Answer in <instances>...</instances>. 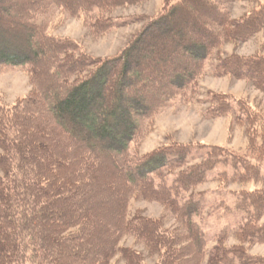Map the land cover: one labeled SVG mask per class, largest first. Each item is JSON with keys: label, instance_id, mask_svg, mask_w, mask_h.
Instances as JSON below:
<instances>
[{"label": "trees", "instance_id": "obj_1", "mask_svg": "<svg viewBox=\"0 0 264 264\" xmlns=\"http://www.w3.org/2000/svg\"><path fill=\"white\" fill-rule=\"evenodd\" d=\"M135 1L27 0L21 5L18 22L27 29L28 45L22 53H4L0 64L34 65L37 87L12 106L0 104V264H110L116 254L123 264H147L142 252L118 245L124 235L132 236L148 256L158 257L150 264H264V255L249 251L254 243H264V175L248 154L201 145L205 151L192 162L193 145L172 143L143 157H128L129 143L142 132L144 120L200 74L213 50L244 42L264 27V3L232 18L229 6L236 0H163L162 11L149 23L159 31L150 33L148 42L149 33L142 30L116 56L86 59L81 54L70 63L64 58L71 56L74 43L49 36L35 21L52 6L71 15L97 9L100 16L93 26L104 31L111 20L102 14ZM14 15L7 16L12 20ZM156 45H162L161 52ZM152 51L157 61L149 64L142 56ZM47 52L54 59L39 68ZM216 61V75L246 80L264 92V53L233 52ZM83 66L91 70L69 81ZM209 102L213 117L231 114L236 106L241 114L234 121L244 127L245 152L264 160V111L255 112L242 99L233 102L226 93L212 92ZM61 132L66 142L59 148ZM104 162L112 166L106 173ZM217 164L231 170L220 172L221 180L260 186L236 193L233 206L242 213L233 233L236 242L227 245L222 228L206 251L204 232L193 220L201 211L200 198L180 202L179 195L204 182ZM164 169L177 170L169 183L161 179ZM105 185L117 206L104 213L111 220L95 224L97 202L92 199ZM131 195L161 202L178 226L165 228L162 218L139 212L127 217ZM93 243L100 244L97 250Z\"/></svg>", "mask_w": 264, "mask_h": 264}, {"label": "rangeland", "instance_id": "obj_2", "mask_svg": "<svg viewBox=\"0 0 264 264\" xmlns=\"http://www.w3.org/2000/svg\"><path fill=\"white\" fill-rule=\"evenodd\" d=\"M26 2L27 0H0V58L5 56L4 53L7 55L8 53H22L28 45L27 29L18 22L20 12H22L21 5ZM261 3H264V0H236L229 6L230 16L232 18H240ZM162 9L163 0H137L133 3L116 6L109 12L102 14V16H107L111 20V26L104 31L93 26L94 21L100 16L97 9L81 11L78 14L71 15L59 7L52 6L46 12L36 15L35 21L44 26L45 33L49 36L74 43L72 45L75 46V49L73 48L74 50L71 53L69 52L71 56L64 58L65 62L70 63L71 59L81 54L86 59L90 57L102 59L116 56L142 30L149 33L145 36V39L151 37L152 32H157L159 29L149 25V23L158 16ZM8 14H15V19L10 20L9 16H7ZM263 44L264 27L244 42L237 45H233L230 42L223 43L213 50L210 56L202 62L199 70L200 74L191 80L185 88L175 91V94L166 103L164 102L165 104L158 106L157 110L144 120L145 125L142 132L129 143L128 157L131 159L143 157L164 145L179 143L194 146L193 155L195 158L191 161L196 162L198 161V156L205 151L199 150L201 145H222L235 152L248 154L252 161H256L259 164L260 170L264 175V160L258 162L255 155L245 152L246 137L244 135V127L234 121L241 114L236 109V106L233 105L231 114L224 116L213 117L208 112L211 107L210 96L212 92H215L228 94L233 102L237 99H242L255 112L263 113L264 92L254 88L246 80L236 79L228 75L218 76L214 72L217 56L233 52L243 56L264 53ZM161 46L156 45L153 47L158 52ZM150 48V46L145 47L146 51H150ZM47 53L48 55L46 54L42 59L43 61L41 60L39 63V68L41 63L53 61L54 58L49 57L51 53ZM154 56L155 54L152 51L150 54L144 53L142 57L148 62L151 60L149 62L151 64L153 61H157ZM69 57L71 58L68 59ZM79 60L84 59L81 58ZM56 62H58V58ZM30 66L34 67V65L0 64V104L12 106L16 101L30 93L34 92L35 94L37 81L33 80ZM33 69L36 71L38 67ZM90 70V66H83L79 72L75 71L69 81L73 79L75 81L79 76H85ZM47 83L46 86L52 84V80ZM43 85L45 84L41 80L40 87H43ZM49 93L51 94V91ZM148 95L151 96L150 91ZM150 96L147 97L149 98ZM72 110L74 112L79 111L78 108ZM58 130L61 131L60 127ZM58 136L60 141H58L57 146L61 148L66 140L62 132ZM103 168L106 173L112 166L104 162ZM223 170L229 174L231 172L228 167L217 164L214 169L207 172L204 182L188 187L186 190H181L179 195L180 202L187 198H200L201 211L197 216H193V220L199 224L204 232L206 251H209L214 245L215 235L222 228L227 232L225 243L230 245L236 242L233 233L237 229L242 216V213L234 209L233 206L236 193L241 189L250 190L260 186V183H238L231 182L229 179L221 180L218 174ZM176 171L174 169L167 171L164 169L161 179L169 183ZM109 186L105 185L104 188H100L101 194L92 199V202H97L94 209L97 215L93 219L95 224H106L111 220V217L107 218L105 214L113 211L117 206V204L109 201L108 196H114L113 193H108L107 188ZM169 211V208L165 207L161 202L131 195L127 202L126 215L131 217L135 212H139L147 217L162 218L165 228L173 229L178 226V222ZM101 213L105 214L102 217H98ZM260 222H264V214L261 216ZM118 245L129 246L142 252L144 256L143 263L150 264L158 259L156 255L148 256L144 247L130 235L122 236ZM99 246L100 244L93 243L91 247L95 250ZM249 251L255 255H264V243H254L249 248ZM110 264H123V260L119 254H116L111 258ZM202 264H205V260Z\"/></svg>", "mask_w": 264, "mask_h": 264}]
</instances>
